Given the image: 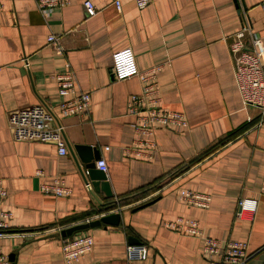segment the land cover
Here are the masks:
<instances>
[{"label": "crops", "instance_id": "1", "mask_svg": "<svg viewBox=\"0 0 264 264\" xmlns=\"http://www.w3.org/2000/svg\"><path fill=\"white\" fill-rule=\"evenodd\" d=\"M91 1L98 12L87 17L84 0H68L47 15L35 0H0V179L7 192L0 210L11 212L1 245L9 264H65L61 238L84 234L93 237V248L72 264H208L201 238L166 227L180 216L196 220L205 236L246 242V264H264V119L259 122V107L243 102L235 64L240 53L230 50L243 13L250 25L244 50L253 35L264 42V0H237L239 7L234 0H153L143 9L121 0L120 11L111 0ZM49 34L60 36L62 52ZM124 48L139 70L161 65V106L187 121L186 127L153 126L157 150L150 159L123 152L141 138L127 101L142 86L137 76L117 80L113 74L112 54ZM262 66L264 79V57ZM67 69L91 95L86 115L60 117L67 153L51 143L15 140L9 113L45 101L58 114L52 75ZM76 146H89L96 169L97 160H105L110 198L92 185L86 189L91 180L80 172ZM56 178L69 194L41 190ZM184 189L209 193L210 206L182 202ZM241 197L257 199L252 216L235 217ZM109 214L118 218L100 221ZM96 220L78 235H61ZM136 243H144L147 254L128 262L125 247Z\"/></svg>", "mask_w": 264, "mask_h": 264}, {"label": "built area", "instance_id": "2", "mask_svg": "<svg viewBox=\"0 0 264 264\" xmlns=\"http://www.w3.org/2000/svg\"><path fill=\"white\" fill-rule=\"evenodd\" d=\"M153 0H134L139 9L148 6ZM40 12L47 15L52 9L64 6L68 0H35ZM115 8L121 10V0H111ZM264 7V2L261 3ZM83 6L87 17L94 16L98 9L91 0H84ZM2 5L0 4V8ZM249 22L245 13L241 17V27L234 33L235 41L231 44L232 53H240L236 59V72L239 89L245 104L255 105L260 108L259 122L264 119V79L262 65L264 57L263 37L253 35L249 37L251 49L244 50L246 35L249 32ZM48 42L55 46L58 52L64 48L60 43V36L49 34ZM24 65L27 66L25 60ZM69 66L67 65V68ZM2 65H0V69ZM161 69L156 64L144 70H139L135 64L133 52L130 48L118 50L112 54V71L117 80L137 76L142 83L141 92L131 94L127 101V113L135 117L134 131L141 135L130 145L123 148L126 156L150 159L157 150V143L153 136V126H179L186 127L187 121L182 112L170 111L162 108L161 97L157 84V72ZM57 83V92L61 100L57 104L58 114L51 104L41 101L38 104L13 110L8 116V125L13 138L17 141L51 143L57 147L60 155L67 153L65 126L60 122V117L84 116L88 113L90 105V92L84 91L77 83L71 69L52 75ZM148 136V138H142ZM107 149V147H105ZM97 168L106 172L107 166L104 159L96 162ZM87 174L86 169H82ZM36 174H41L37 171ZM87 190H91V183L85 181ZM41 190L54 196L70 193V189L61 178H56L51 184H41ZM260 194H264V176L260 182ZM7 192L0 179V202L6 197ZM179 199L198 208H208L212 197L203 193L184 189L179 192ZM257 209V199L241 197L237 201L236 218L252 216ZM11 212L0 210V264H9L4 254L1 240L8 235ZM166 227L182 234H189L201 238L203 254L208 264H246L248 244L244 241L220 240L203 234L198 222L191 218L177 217L166 223ZM94 245V239L89 234L79 235L71 239L61 238V250L65 264L78 261L83 255L89 253ZM147 254L144 243L127 244L125 255L128 262L143 260Z\"/></svg>", "mask_w": 264, "mask_h": 264}, {"label": "water", "instance_id": "3", "mask_svg": "<svg viewBox=\"0 0 264 264\" xmlns=\"http://www.w3.org/2000/svg\"><path fill=\"white\" fill-rule=\"evenodd\" d=\"M234 1L236 2V6L239 7L237 0H234ZM88 147L89 146L87 147L86 146H76L75 147L78 153L80 154L81 162L84 166V169H86L87 174L86 175L83 174L82 168H80L79 166L80 172L85 178L88 177L91 180V185L95 192L102 193L103 197L105 198H110L112 196V192L110 191V186L107 181V177L103 171L95 168V163L91 160L89 156ZM114 218H118V214H109V215L103 216L102 218H100V221L106 222V223L112 222ZM100 221L96 220V221H92L89 223L76 224L74 226H71L69 228L62 230L61 235L65 237V236H69L73 234L74 232H76L75 234L78 235L82 231L87 229L88 227L99 224ZM134 242H136V240H134Z\"/></svg>", "mask_w": 264, "mask_h": 264}]
</instances>
